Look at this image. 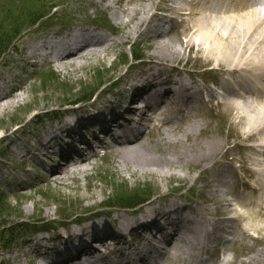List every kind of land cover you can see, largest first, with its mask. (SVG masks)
<instances>
[{
  "label": "bare ground",
  "instance_id": "1",
  "mask_svg": "<svg viewBox=\"0 0 264 264\" xmlns=\"http://www.w3.org/2000/svg\"><path fill=\"white\" fill-rule=\"evenodd\" d=\"M80 1L83 4L77 9L64 13L65 24L75 22L76 25L65 27L59 35L39 42L30 49L31 54L24 58L25 61L43 59L63 69L75 66L74 72L102 62L103 71L97 75V80L102 81L105 73L108 78L119 69V64H113L115 60L109 66L107 64L117 46L124 48L133 39H140L143 45L132 47L130 57L122 53L123 50L120 52L121 65H127V70L109 100L102 105L96 101L80 110H72L53 123L48 122L43 127L41 123L39 127L42 128L34 125L26 129L22 127L20 130L25 140L22 135L18 136L26 151L16 149L17 155L23 156L22 162H35L38 169L46 170L49 166L50 182L68 188L73 186L69 181H79L82 177L87 179L91 175L90 159L99 157L94 143L104 145L100 134H107L114 143L105 155L112 160L111 165L117 175L121 178L125 176L123 182L126 185L129 179L127 181L125 171L136 182H142L147 174L169 181L178 176L174 167L186 166L192 172L199 170L203 174L205 183L201 187L207 202L188 214L185 206L189 202L183 199H157L139 211L90 217L71 227H63L65 231L62 234L38 231L32 236L45 235L34 241L25 239V243L29 244L24 253L27 264H136L145 258V254L152 255L153 252L157 255L156 262L168 257L173 264H211L209 257H204V252L216 244L226 227V220L238 217V213L230 216L232 210L229 208L231 203L226 200L229 193L226 186L239 180L241 172L229 162L237 161L236 166L241 170L244 165H252L253 161H264V106L254 102L233 105L240 118L249 120L248 124L253 127L245 137H232L233 141L230 138L227 150L216 158L223 149L224 138L205 134V141L196 139L197 135L207 130L204 113L214 114V107L209 105L211 101L206 96L215 97L210 85H200L198 77L212 66L218 78L230 74L239 87L248 86L249 81H257L264 89V80L256 75L264 74V17L256 8V2L228 1L226 8L217 9V17L207 19L200 26L195 36L199 39L197 52L202 55L193 59L186 54V47L195 49L193 35L184 42L171 34L172 31L165 32L161 20L152 24L159 10L172 7L176 0H168L166 6L153 8L150 22L148 19L153 5L143 8L133 5L132 0ZM191 6L187 8L190 10ZM96 11L104 14V22L114 32V38L101 33V22L94 15ZM180 11L183 12L184 8ZM58 12L55 11L53 16ZM222 12H226V16L221 15ZM199 14L198 10L190 12L192 25L189 24V27L202 20ZM220 26H226V32ZM149 48L157 58L146 64L134 61L139 52ZM5 61L13 60L0 61L2 112L19 106L21 102L16 98L21 93L13 91L19 87L25 91L27 86L25 82L11 90L5 89V75L1 72ZM222 87L229 97L236 92V88L228 85ZM136 100L143 103L137 106L133 103ZM226 104L232 103L225 96L217 105L224 117ZM46 106H37V111ZM144 107L147 110H137ZM152 132L158 133L157 137H150ZM248 141L250 143H245ZM14 143V140L10 142ZM232 145L239 152L241 148L254 150L256 156L252 161L243 154L238 158L236 152L230 155L228 152L232 151ZM13 176L0 168L2 186L13 189ZM29 176L28 173L20 181L27 180ZM180 178L186 179V176ZM90 186L91 189L96 187L93 184ZM1 193L7 195V191L1 190ZM114 193L140 194L143 191L131 192L125 186L115 189ZM81 199L95 200L97 195L91 191ZM180 202L185 206H177ZM48 213L51 212L47 211L46 215ZM263 221V217L259 220L257 214L252 224L241 226V229L248 233V237L256 232L264 238ZM256 241L261 243L258 238ZM98 243L101 246L98 247ZM263 259L264 249L259 248L240 264H264Z\"/></svg>",
  "mask_w": 264,
  "mask_h": 264
},
{
  "label": "rangeland",
  "instance_id": "2",
  "mask_svg": "<svg viewBox=\"0 0 264 264\" xmlns=\"http://www.w3.org/2000/svg\"><path fill=\"white\" fill-rule=\"evenodd\" d=\"M167 1L168 0H132V4L139 5L143 8H148L153 5L148 19V22H150L154 10L153 8L156 9L166 6ZM52 3H55L54 5L57 7L53 6V9H50L49 7L53 5ZM82 4L83 2L80 0H0V61L4 59L7 60L8 58L13 60L8 61L4 68H2L4 72L3 75H5L3 84L8 91L13 87L22 86L23 83L27 82L25 91H23L21 87L15 88L13 91L21 93V96L19 95L16 98L21 102L19 106L3 112L0 109V168L8 173L14 174V178L10 177L11 183L14 184L13 189L2 186L0 183V189L7 191V195L5 196L7 200H3L4 202L1 203L2 205L0 206V264H27L24 253L29 249V244L25 243V239L31 238L34 241L44 236L45 234L32 236L33 234L39 233L41 230H48L54 235L62 234L65 231L63 227L73 224L78 216H94L103 213L119 214L123 213V211L132 212L135 210L131 208H121L120 204L113 205L116 203V200L113 199L116 195V193H114L115 189H123V187L126 186L127 189H131V192L143 191V193H146L147 188L151 187L155 192L145 195L146 197H150V201L173 197L177 199H194V196H196L197 198H202L204 201L200 199L199 202H206V197L202 193L203 187H201L205 183L203 174L199 170L192 172V170L186 166H184V168L180 166L174 167L173 170L178 176L169 181L159 180L156 179L155 176L147 174V177L144 178L142 182H136L129 176L128 172L125 171L124 173L126 174L127 181L129 179V184L126 185L123 182L125 176L121 178L117 175L118 172L115 171L114 166L111 165L112 160L106 157L108 155L99 156L90 159L92 169L91 175H89L87 179L82 177L79 181H69L71 185L75 186L66 188L61 187L56 182H50L49 166L46 167V170L41 167V169H38L35 162L31 161H26L22 165L21 160L23 156L17 155L15 151L20 148L24 149L23 152L26 151L23 142L18 136L22 135L20 130L22 127L26 129V127H33L32 125H34V127L42 128L43 125L48 122L53 123V120H55V117L59 116V114L71 111V109L81 108L93 104L96 101L99 102L98 105H102L104 101L109 100L108 97L111 95L109 93L112 91V89H110L111 87L109 88L111 83L122 78L126 72L127 65H121L123 64L121 63L122 53H126V56L130 57L133 45L134 47L143 45L140 39H133L132 42L124 46V48H119L117 46L118 48H115L114 54L109 58L110 61L107 59V64L109 66L111 62L115 60L113 64H119V69L117 72H113L114 74L108 78H106L108 75L105 73L104 77L106 79L104 78L102 81L101 79L97 80V75L103 71L102 62L91 65L90 68L86 67L74 72L75 66H67V68L63 69L49 63L43 64L39 61L28 63L25 61L24 58L31 54L30 49L32 47L49 38L52 34L57 35L58 32H62L65 28V25H61L64 13H69ZM45 10H48V13L51 11V16L45 18L46 20H42L46 16ZM55 10H59L61 16L55 15L53 17ZM224 16H226V13H224ZM36 18H39V23L34 22ZM206 20V18H202L201 23H197L195 20L194 24L197 23L195 26H198V28H195V26L187 27L188 23L192 25V18L187 16L186 22L177 26V29L172 31L171 34L178 36L185 42L194 32L199 30L202 23H206ZM181 28H184V34H182ZM220 28L226 32V26H220ZM99 29L104 28L99 26ZM101 33L109 38H114L115 36L113 34L114 32L109 29H105V31H101ZM16 36H18V39L8 49L10 42ZM194 38V42L196 43L199 39L197 38L196 40V36H194ZM197 48V43L195 44V49L190 50V47H186L187 56L193 59L201 56L202 53L198 54ZM150 49L151 48L145 49L141 57L150 59H154V57L157 58L155 53ZM122 50L123 52L120 53ZM104 65H106V63ZM205 72H207L208 75H206ZM215 73L214 68L209 66L203 72L202 76L198 77L200 83L203 82L205 85H211L213 82L216 83L215 79H218V77ZM106 85L108 86L106 87ZM71 86H73V88H71ZM219 96L220 94L216 96L218 100ZM44 104L47 105L46 108L37 111V106H42ZM255 104L264 106V102L261 98H257ZM211 105L214 107V114L209 115L205 112V115H203L207 127L206 133L197 135L196 139L205 141V134L207 136H219L224 138L223 149L216 156L217 158L227 150L230 138H235L236 136L245 137L253 125L248 124L249 120L241 119L231 104H226V117L221 114V109L217 107L216 101H212ZM36 115L41 116L40 118H35ZM41 123L42 127H39ZM157 134L156 132H152L150 133V137H157ZM22 139L25 140L23 135ZM13 140L15 143L10 144ZM106 140L109 141L108 136L104 139V141ZM231 140L233 141L234 139L232 138ZM245 143L248 144L250 142L248 141ZM234 152H236L238 158L242 157L243 154L245 158L252 159V161L253 157L256 156L254 150H243L241 148V152H239L238 148L234 149L232 145V151H229L228 154L233 155ZM255 162L256 161H253V163ZM231 163L230 165L235 168L234 164ZM21 169L24 170L26 173L25 175L22 174ZM217 171L218 167L216 168V172ZM244 171L241 170L242 177L240 183L237 180L231 186H226V191L229 192L226 198L228 200L232 198L233 203L236 201L235 194L238 190V185L242 184V181H245V179L249 180L248 177L256 174L251 172V175H247L246 165H244ZM27 172L30 176L27 177V180H24L26 182L20 181L21 177L23 178L28 175ZM182 176H186V179L180 178ZM15 179L17 182H15ZM195 180L196 183L194 185ZM89 184L96 185V187L91 189ZM91 191H95L97 199H81V196ZM243 193L251 195V193L255 192L250 187H247L246 191ZM126 194L129 193H125V195ZM131 195L133 196V194L127 196ZM261 195H263L262 202L264 203V189ZM94 201H96V204H93ZM192 208L194 207L192 206ZM243 209L250 217L245 219L240 215L242 219L237 221L238 226L240 224H252L257 214L259 220L262 219V217L264 219V209H262L261 204L252 206L250 210ZM47 211L51 213L46 215ZM34 222L39 223L40 226H37ZM230 222L231 221L226 220V229L229 225L236 226L235 223ZM15 226H19V238L16 243V239L12 241L10 233H4L6 228ZM242 236L244 239H239L240 241L229 249L230 258L226 262H223L224 264H240V261L246 260L248 255L255 249H264V238H262V234L261 239H259L261 243H258L253 236L248 237L244 234H242ZM217 242H219V240ZM216 244L204 252L205 258H211L213 253L214 258L217 256L218 250ZM4 248L9 249L4 251ZM214 258H211L212 261H214ZM231 258H233V260H230ZM41 260L43 259L41 258L40 261ZM162 264L173 263L167 259Z\"/></svg>",
  "mask_w": 264,
  "mask_h": 264
},
{
  "label": "trees",
  "instance_id": "3",
  "mask_svg": "<svg viewBox=\"0 0 264 264\" xmlns=\"http://www.w3.org/2000/svg\"><path fill=\"white\" fill-rule=\"evenodd\" d=\"M138 198V196H128V197H124V196H121L120 199L121 200H130V202H132L134 199ZM4 201H0V206L2 205L1 203H3Z\"/></svg>",
  "mask_w": 264,
  "mask_h": 264
}]
</instances>
